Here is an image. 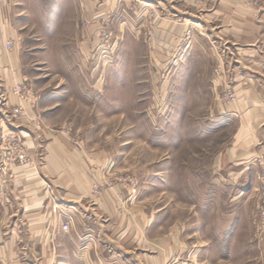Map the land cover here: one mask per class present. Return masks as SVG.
I'll list each match as a JSON object with an SVG mask.
<instances>
[{
    "label": "rangeland",
    "instance_id": "obj_1",
    "mask_svg": "<svg viewBox=\"0 0 264 264\" xmlns=\"http://www.w3.org/2000/svg\"><path fill=\"white\" fill-rule=\"evenodd\" d=\"M262 1L251 3L258 8ZM101 3L94 6L93 19L80 20L79 2L71 0L75 21L70 16L44 19L39 26H27L19 15L23 11L10 8L7 17L20 36L29 84H16L12 95L22 101L33 91L39 117L47 114L57 130L72 131L75 144L85 142L105 153V177L99 180L106 181L94 184L93 194L110 190L118 180L123 203L129 199L153 214L156 236L172 233L178 239L180 254L172 264H264V240L255 232L264 224V168L241 178L240 170L227 166L240 128L239 88L249 84L247 76L234 67L225 69V60L215 59L211 41L199 38L198 26L191 22L168 50L153 56L149 44L160 26L159 12H145V23H138L135 5L119 9L114 3L105 11ZM52 4L43 0V12ZM261 66L264 75V57ZM19 85L26 88L19 92ZM17 108L22 107L10 112L14 120L23 113L16 114ZM34 122L42 125L41 119ZM10 132L25 142L29 165L6 150L11 145L2 140ZM24 139L13 130L2 132L0 179L16 168L30 174L37 170ZM253 177L259 182L258 199L250 196L257 183ZM1 215L0 223L7 226L18 222ZM69 222L63 230L66 224L69 230ZM23 223L29 225L26 217ZM74 248H66L64 259Z\"/></svg>",
    "mask_w": 264,
    "mask_h": 264
},
{
    "label": "crops",
    "instance_id": "obj_2",
    "mask_svg": "<svg viewBox=\"0 0 264 264\" xmlns=\"http://www.w3.org/2000/svg\"><path fill=\"white\" fill-rule=\"evenodd\" d=\"M99 1L102 2L100 9L105 11L114 7V3H118L119 9L135 5L134 19L138 23H145L149 12H159L160 26L149 44L153 56L164 47L168 50L177 35L193 23L198 26L199 38L211 41L209 48L215 59L225 60V69L234 67L237 72H244L249 84L239 88L240 128L227 153V166L240 170L241 178H247L252 170L257 175L256 170L264 168L259 161L264 162V75L261 70L264 0L263 6L258 8L251 0ZM78 2L79 19H93L98 0ZM52 3L48 11L43 12V0H0V93L5 94V97L0 96V137L2 132L12 130L22 134L29 153L38 163L37 170L31 174L16 168L9 172L7 179H0V215L18 218L12 227L5 221L0 223V263L172 264L180 254L178 239L172 233L163 238L156 236L153 214L132 206L129 199L123 203L125 195L118 192L123 185L118 180L115 179L110 190L93 194V185L106 181L99 180L105 177V153L93 151L85 142L80 146L75 144L71 140L72 131L57 130L47 114L39 117V102L36 95L32 96L33 91L22 101L11 93L16 84H29L23 73L20 36L7 12L17 6L23 11L19 15L25 18L27 26L31 23L39 26L44 19L58 20L66 16L75 21L76 8L71 13V0H52ZM8 41H13L12 49L6 47ZM199 45H202L200 39ZM215 94L217 96L216 90ZM19 104L24 111L14 120L10 112ZM38 119L42 120L41 126L34 122ZM3 152L0 145V161ZM253 180L257 183L253 184L250 196L258 199L259 182L257 177ZM25 217L29 225L22 227ZM66 222L70 225L68 231L62 228ZM260 227L261 231L256 229L255 232L263 241L264 224ZM77 246L81 250L78 254ZM70 247H75L74 253L70 256L69 252L66 260L65 251Z\"/></svg>",
    "mask_w": 264,
    "mask_h": 264
},
{
    "label": "built area",
    "instance_id": "obj_3",
    "mask_svg": "<svg viewBox=\"0 0 264 264\" xmlns=\"http://www.w3.org/2000/svg\"><path fill=\"white\" fill-rule=\"evenodd\" d=\"M7 48L8 49H12L13 48V43L12 42H8L7 43ZM26 87L24 85H19V87L17 88V90H19V92L21 91V89H25ZM24 110L23 108H17L15 109V113H22ZM2 142L4 143V145H11V147L6 148V150L8 149L10 152L14 153V156L10 155L12 157V159L17 160L18 162H20V164L22 165H29V161H28V156L25 152V142L20 138V136H18L15 132H10L6 135L3 136V140ZM13 143V145H12ZM261 180H262V187H261V197H263L264 199V170L261 173ZM262 217H263V221H264V210L262 212ZM65 230L68 229V224L65 225L64 227Z\"/></svg>",
    "mask_w": 264,
    "mask_h": 264
}]
</instances>
